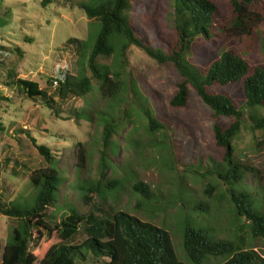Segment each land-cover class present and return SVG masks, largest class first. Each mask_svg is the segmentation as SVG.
<instances>
[{
    "label": "rangeland",
    "instance_id": "rangeland-1",
    "mask_svg": "<svg viewBox=\"0 0 264 264\" xmlns=\"http://www.w3.org/2000/svg\"><path fill=\"white\" fill-rule=\"evenodd\" d=\"M52 1L43 7L41 0H0V46L19 47L24 52L22 57L16 52L2 51L0 54V95H3L0 118L4 124V131L0 133V193L4 199L29 201L34 194L26 173L20 167L17 168L19 174L12 170L16 162L28 166L42 162L27 131L38 144L50 147L57 159L62 183L57 205L51 210L54 219L59 221L69 214L70 207L86 212L88 206L82 202L79 186L100 179L103 125L113 116L118 129L112 136L111 148L106 151L109 169L102 182L116 187L114 180H118L122 186L114 195L108 194L103 205L99 201L104 209L126 211L168 231L174 255L184 264H193L182 247L181 232L186 225L211 226L216 238H234L237 230L232 223L233 215L228 201L220 196L224 189L219 184L215 190L208 186L216 184V176L192 174L196 170L204 173L214 162L221 161L223 149L215 142L213 125L226 127L232 119L215 117L194 90H190L185 107L171 106L169 101L182 78L170 63L158 64L142 50L131 46L126 51L125 68L120 72L122 81L136 82V91L147 97L153 116L167 126L166 130L152 134L146 130V118L129 89L114 98L105 97L97 81L92 79V89L85 97L65 101L54 97L52 108H49L39 102L22 100L13 87L5 85L8 68H14L20 78L36 81L41 89L50 93L57 83L48 88L49 80L63 77L65 71L90 76L87 46L83 45L77 52L75 46L66 44L72 37L87 43L88 36L98 29L80 6V2L87 0ZM227 1L217 2V26L230 20ZM135 8L138 13L146 9V21L139 26L148 40L164 49L174 43L173 9L168 0H135ZM119 48L120 43H116V53ZM225 50H235L252 66L264 64V26L256 32L255 44L232 39L221 42L216 38L209 42L197 38L185 58L205 72L218 53ZM100 62L111 71L118 65L114 56L102 58ZM223 90L233 100H242L238 84ZM122 99L125 103L120 104ZM131 108L133 112L126 114ZM252 114L264 117L263 110ZM250 115L245 109L240 133L234 140L235 157L257 171L253 176L248 174L246 183L264 197V129L253 131ZM7 158L11 159L8 164ZM137 181L147 184L153 195L149 203L141 206L137 205L139 196L132 189ZM199 200L208 204V212L193 209ZM92 201L98 202L96 196H92ZM15 225V220L0 214L1 244ZM239 233L246 240V248L252 247L264 254L262 241H252L244 229ZM84 238L81 232L72 243ZM223 261L222 258H209L203 264Z\"/></svg>",
    "mask_w": 264,
    "mask_h": 264
},
{
    "label": "trees",
    "instance_id": "trees-1",
    "mask_svg": "<svg viewBox=\"0 0 264 264\" xmlns=\"http://www.w3.org/2000/svg\"><path fill=\"white\" fill-rule=\"evenodd\" d=\"M168 1L173 9L174 43L166 49L156 47L153 41L148 40L141 28L146 21V9L142 8V12L138 13L135 0H87L80 2V6L98 29L88 36V44L73 37L68 38L66 44L75 46L77 52L83 49V45L87 46L90 76L65 71L63 77L49 80L48 88L57 83L50 93L41 89L36 81L20 78L14 68H8L5 85L13 87L22 100L39 102L49 108H52L54 97L61 101L85 97L92 89L93 80L97 81L105 97L114 98L121 91L129 89L146 118V130L152 134L166 130L167 126L153 116L147 97L136 91V82L131 79L129 82L122 81L120 72L125 68L126 51L131 46L139 48L158 64L170 63L182 78L169 101L171 106L185 107L190 90H194L215 117L232 119L226 127L217 123L213 125L215 142L223 149L221 161L214 162L204 173L196 170L192 174L199 177L216 176V186L212 183L208 186L214 190L219 185L223 187L220 196L228 201L237 233L232 239H219L213 235L211 226L186 225L181 232L184 254L193 264H203L209 258L224 259L221 264H264V254L252 247L246 248V240L239 233L244 229L252 241L264 243V197L246 183L248 174L253 176L257 171L238 160L234 149V140L240 133L245 109L251 113L252 130L264 129V117L252 114L260 110L264 112V64L252 66L235 50H225L218 53L207 70L202 72L185 58L197 38L209 42L216 38L221 42L232 39L255 44L256 32L264 26V0H228L230 20L220 26L215 24L218 0ZM52 2L41 0V5L46 7ZM116 43H120L117 53ZM2 51L16 52L19 57L24 55L19 47L0 46V54ZM112 56L118 60V65L111 71L100 59ZM236 84L240 87L241 101L233 100L223 90ZM2 97L0 95V100ZM122 103H125L123 99L120 100ZM132 112L131 108L125 113L130 115ZM117 129L115 117L106 119L102 132L100 179L79 186L82 202L88 206V210L81 212L70 207L69 214L59 221L54 219L51 212L59 200L62 183L57 159L50 147L38 144L25 131L42 162L32 166L16 162L12 168L17 174L18 167L26 173L34 191L29 201L6 200L0 193V214L16 223L4 243L0 242V264H184L174 255L172 237L168 231L126 211L106 210L102 206L106 203L107 195H114L122 186L118 180H114L116 187L102 182L109 169L106 151L111 148L112 136ZM3 131L4 124L0 118V133ZM10 160L6 159L7 164ZM80 160L83 164V157ZM132 189L139 196L137 205L149 203L153 197L150 187L141 181L133 183ZM92 196H96L98 202H93ZM196 204L193 209L208 212L206 202L199 200ZM81 232L85 238L79 243H72Z\"/></svg>",
    "mask_w": 264,
    "mask_h": 264
}]
</instances>
